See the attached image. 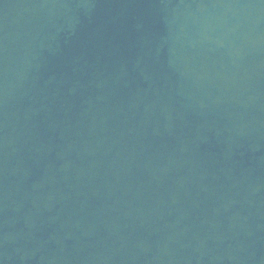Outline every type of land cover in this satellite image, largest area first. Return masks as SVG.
<instances>
[{
    "label": "water",
    "instance_id": "95a60500",
    "mask_svg": "<svg viewBox=\"0 0 264 264\" xmlns=\"http://www.w3.org/2000/svg\"><path fill=\"white\" fill-rule=\"evenodd\" d=\"M0 264H264V0H0Z\"/></svg>",
    "mask_w": 264,
    "mask_h": 264
}]
</instances>
